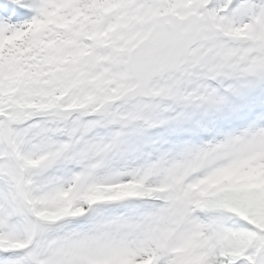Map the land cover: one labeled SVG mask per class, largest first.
I'll return each instance as SVG.
<instances>
[{
	"label": "snow or ice",
	"instance_id": "obj_1",
	"mask_svg": "<svg viewBox=\"0 0 264 264\" xmlns=\"http://www.w3.org/2000/svg\"><path fill=\"white\" fill-rule=\"evenodd\" d=\"M0 264H264V0H0Z\"/></svg>",
	"mask_w": 264,
	"mask_h": 264
}]
</instances>
